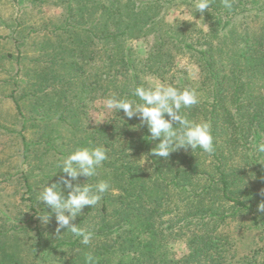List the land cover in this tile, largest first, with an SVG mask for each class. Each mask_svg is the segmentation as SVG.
Returning a JSON list of instances; mask_svg holds the SVG:
<instances>
[{"label": "trees", "instance_id": "16d2710c", "mask_svg": "<svg viewBox=\"0 0 264 264\" xmlns=\"http://www.w3.org/2000/svg\"><path fill=\"white\" fill-rule=\"evenodd\" d=\"M61 1L66 15L44 34L35 65L27 69L22 52L16 57L22 80L13 82L11 98L23 119L19 133L25 160L39 150H44L42 156L55 151L65 158L81 147L108 149L109 158L96 176L82 175L73 182L107 180L116 190L106 192L96 206H85L78 220L84 228L88 214L97 211L100 223L94 234L110 240L97 245L95 254L120 244L129 253L125 264H232L226 258L232 250L223 249L228 239L221 232L230 220L246 216L250 230L264 234V212L259 210L264 153L257 150L264 143V0H233L231 9L222 0H211L210 10L202 13L207 28L181 22L185 29L174 30L170 23L166 33L157 15L169 0ZM152 31L155 42L148 56H135L128 40ZM175 49L192 52L200 75L167 84L196 91L200 102L182 114L211 122L213 154L181 148L167 158L155 157L151 149L159 140L149 139L147 125L138 116L129 119L123 110L99 125L89 121L93 101L115 93L140 102L133 92L147 87V75L165 82ZM29 127L39 135L29 139ZM142 157L145 164L138 160ZM24 183L33 192L26 174ZM63 191L67 195L70 190ZM29 201L41 215L37 197ZM35 227L40 245L43 233L40 225ZM171 238H185L189 252L176 258L168 247ZM63 241L80 244L78 237Z\"/></svg>", "mask_w": 264, "mask_h": 264}, {"label": "rangeland", "instance_id": "374dc122", "mask_svg": "<svg viewBox=\"0 0 264 264\" xmlns=\"http://www.w3.org/2000/svg\"><path fill=\"white\" fill-rule=\"evenodd\" d=\"M192 4L183 0H169L163 5L157 15L162 18V31H169L170 23L174 30H183L181 22L207 28L202 13L196 12ZM65 15L66 5L61 0H0V264H85V254L89 252L97 258V264L129 263V253L122 252L120 244L114 249L102 248L99 254H95L97 245L110 240L104 236L94 234L90 245L81 242L75 247L64 244L63 240H73L75 236L67 228L61 229L59 234L56 232L58 225L55 214L52 213L49 222L45 224L41 215L30 207L29 198L36 196L38 199L47 182L52 184L61 180L63 176L58 173L62 170L58 165L64 157L55 151L42 156L44 150L38 149L39 152L36 151L30 159L25 160L24 144L19 133L23 119L11 98L13 82L17 78L22 80V75H17L19 65L16 57L22 52L23 56H27L24 60L27 69L32 68L35 65L34 58L41 55L38 51L39 43L44 34L61 22ZM154 35L152 31L146 37L129 39L127 45L133 48L135 56L146 58L155 42ZM8 54H13V57H8ZM173 54V69L166 75V81L150 74L146 76L148 82L167 84L170 81L181 82V78H199L200 68L191 51L184 49L180 52L175 49ZM105 100L98 99L90 103L87 111L92 124L99 125L105 120L100 123L96 120L108 119L113 115L114 111L105 108ZM25 133L29 139L39 135L35 127H29ZM138 160L146 163L145 157ZM24 174L30 177L34 186L31 193L24 183ZM61 188L66 190L63 184ZM41 205L45 204L38 200L36 206L42 214L51 212L48 206L42 211ZM85 210L86 207L72 223L79 224V217ZM98 223L100 217L97 211H92L87 216L84 228L94 233ZM36 225H40L43 233L40 245L37 243ZM249 226V218L242 215L230 220L221 231L228 239H224L223 249L232 250L226 255L232 264H264V234L251 231ZM168 247L176 258L189 252L185 238H171Z\"/></svg>", "mask_w": 264, "mask_h": 264}, {"label": "clouds", "instance_id": "9594fccd", "mask_svg": "<svg viewBox=\"0 0 264 264\" xmlns=\"http://www.w3.org/2000/svg\"><path fill=\"white\" fill-rule=\"evenodd\" d=\"M210 3L211 0H195L196 12L210 10ZM222 3L227 9L233 7V0H222ZM133 95L138 97L140 102L113 93L106 98L104 106L116 114L123 110L129 119L138 116L141 124L147 125L150 132L148 138L159 140L151 149L153 156L167 158L181 148L185 151L190 148L193 152L199 148L208 154L216 151L211 122L191 120L182 114V109L191 108L200 102L194 89H180L171 84L149 82L147 87H135ZM104 120L106 119L96 122ZM257 150L264 153V143L259 144ZM108 158V149L102 145L77 148L63 158L58 167L66 175L58 182H47L39 193L38 200L51 208V212L47 211L49 214H41L42 221L47 224L54 213L58 234L61 229L67 228V231L80 238L82 244L90 245L94 237L93 231L72 222L85 206H96L106 192L111 189L112 193L116 194V190L107 180H101L95 185L74 184L73 181H77L82 175L89 178L96 176L98 169ZM61 184L70 190L67 195L61 189ZM259 210L264 212V203L259 205ZM85 264H97V258L91 252L86 253Z\"/></svg>", "mask_w": 264, "mask_h": 264}]
</instances>
